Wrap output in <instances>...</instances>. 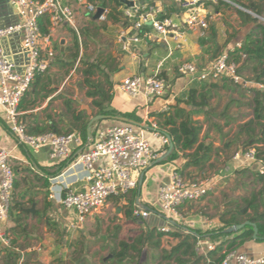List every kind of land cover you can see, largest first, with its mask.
Listing matches in <instances>:
<instances>
[{
    "label": "crops",
    "instance_id": "1",
    "mask_svg": "<svg viewBox=\"0 0 264 264\" xmlns=\"http://www.w3.org/2000/svg\"><path fill=\"white\" fill-rule=\"evenodd\" d=\"M64 1L71 3L77 8L78 19L80 15V6L75 4L74 0ZM153 2L162 10L163 14L172 16L178 23H180L179 10L173 0H154ZM218 5L219 4H215V12H217V15L215 16L209 8L210 13L214 17L209 28L205 31L199 29L189 31L187 34V42L184 47L176 50L171 57L166 59L162 73L168 79L169 86L165 95L162 97L148 100L143 95L131 96L124 92L119 86L121 80L127 76L138 73H154L157 62L168 55L167 48L163 43L158 41L152 27L146 28L145 31L147 37L145 41L137 46L136 53L121 51L114 54V56H116L115 64H117L119 69L113 73H109L110 80L114 83L111 106L120 113L135 112L136 115L142 119L141 122L151 126L153 124L157 125V123H163L165 120V114L174 116L176 115L178 108H183L185 109V117H191L202 126L200 133L201 140L206 133H209L210 137L207 141L213 140L214 147L221 150L223 143L221 142L219 131L212 125L213 120L222 126L223 132L230 133V136L232 137L233 134H236L238 124L246 122L253 116V112H251L246 117L238 118L237 113L242 106L249 105L248 103L251 102L254 94L244 90L246 92L242 95L237 91L239 88H236L235 91L228 89L226 84L228 81L226 79L217 80L212 83L191 81L187 76L179 74L177 70V64L182 61L195 62L201 66L209 65L213 61L214 56L217 55L216 52H218L219 49L227 51L238 43L242 45L247 34L255 28L256 25L254 26L251 22L243 23L241 17L237 13H231V6H219L218 9ZM225 13L231 18H236L235 21L238 25L237 29L239 30L237 37H233L230 31V28L236 24L228 20L224 15ZM18 19V9L14 0H0V26H3L8 22H15ZM69 27L70 26L68 25H57L55 27L49 26L48 35H50L51 43L47 44L44 39L42 40V55L48 60V62H51V59L55 55L48 56V52L50 50L54 52L56 44L63 43V41L68 38L67 36L70 32ZM242 30L245 31L243 32ZM220 39L223 40V44H219V41H221ZM115 42L117 43L116 40ZM3 46L5 52L12 56L17 63L18 68L22 70L28 61V57L27 52L23 47L21 36L19 34H14L4 38ZM61 49L62 50L60 51H63L65 47H61ZM79 56L82 59L85 57L84 47L81 44L79 48ZM89 61L90 60H82L80 62L85 63ZM255 65V63L251 62L248 64V67L251 66L253 70ZM241 68H244L243 70L246 69L244 66ZM254 85L255 83L248 85V87H254ZM257 87L262 88L263 86ZM192 90H196V95H194L196 103L193 104L188 103ZM55 92L57 93L58 91ZM56 93L53 96L50 95L41 105H37L35 108L19 110L21 115L30 112L39 113V118L41 120L46 119L47 123H50L51 120L47 118V115H49L50 111H53L50 114L52 115V119L58 123V127L62 131L66 130V128H68V125L66 124L68 121L67 119L62 118L63 111L59 110L60 107L66 108L64 107V103H58L55 108H52V99L56 96ZM224 97L226 98V103L223 106L220 102L222 99L224 100ZM243 98H245L247 102H243ZM202 101L204 104L200 105L199 103ZM234 109H236V111H233ZM209 116L213 118V120H210ZM227 116L236 117L237 121L227 125ZM62 119L64 121H62ZM176 120L180 122L182 117H176ZM114 121L116 120H103L101 123L93 125L92 132H95L99 127L110 125ZM143 132L144 135L149 138L154 150L157 151L159 156H162L166 151V146L164 147L160 140L153 135L152 130L143 129ZM214 134H216V136ZM242 141H244L243 137L241 142ZM238 147L240 148V146ZM238 147H233L232 149L234 150ZM0 148H7L11 151L12 157L10 163L15 169V180L17 183V186L13 188L16 194L14 199L21 203L20 208L16 207V204L14 207L12 206L13 208L11 207L9 218L3 223V226L9 230L15 227L14 230H16V232L13 234L17 246H0V264H100L99 259L103 250L101 249V252L98 254L94 253L91 255L86 249H84L82 242H80L81 239L79 238L80 230L84 229L87 223H91L88 220L91 216L85 221L83 226L72 228L71 223L74 215L64 207L61 214H56L51 200V186L49 189H46L42 185L40 176L44 175L39 169L37 170L36 166L48 167L49 170L55 171L57 170L59 162H54L51 159L48 148L32 150L19 145L15 136L5 124L1 111ZM219 151L217 153L214 152L210 162L207 163H212L214 165V168L208 169L207 172V179L212 188L202 199L197 201H187L182 204L180 207L182 224L201 230H209L219 227L222 225L219 215L223 213L226 198L243 195L235 192L233 194H228L221 190L222 185H225L226 181L228 183H235L238 180L236 170L242 167L239 166L238 162L233 160V157L230 156L231 154L229 155L228 153ZM76 154L77 153L73 155V160L75 159ZM185 161V157L181 155L178 159L172 162L162 161L159 164L152 165L149 168L142 170L138 177L139 179L142 173L145 172L141 194L137 193L138 191H136L135 194L133 189L124 197H120V199H116V196H112L109 200L118 203L121 205L122 209L125 210L127 208L126 204H128V200L133 199L135 201L133 205L139 204L152 212V215L149 218L143 219L145 220L146 225L157 227L164 225L163 220L153 214L154 211L161 210V203L158 197L159 186L169 179L171 172L175 168L180 172L181 169H183L182 174L187 182L196 181L202 175L197 167L190 166L184 168L183 165L185 164ZM83 176V169L71 166L70 164L57 175L59 182L63 181L71 187H80L84 184ZM223 176L229 178H224L223 180ZM31 180L34 183L33 185H29ZM30 199L33 201L28 202ZM28 206H34L35 211L27 212L26 209L28 208L26 207ZM30 212L31 214H29ZM18 214L22 217V220L20 221L16 219ZM118 217L122 218L119 223L122 225V228L127 226L130 227L129 230L126 231H123L122 229L120 237H124L140 228H144L145 224L127 219L125 214H123V210ZM59 220L64 223V227H67L65 230L67 235L62 239V242L58 240L55 232L57 229L56 224ZM109 232L108 229L106 237L104 238V242L106 243L102 244L103 249L107 243H112V240L110 241ZM125 232L128 233L125 234ZM179 241L178 238L165 237L162 246L163 248H170L172 245L179 243ZM201 241L203 243L211 242L209 239H202ZM13 250L17 252L18 257L16 259H8L7 252ZM237 251H245L253 256H262L264 255V242L249 241ZM154 255H158V252H150L148 250V253L143 255L141 263L145 262L147 257L152 260Z\"/></svg>",
    "mask_w": 264,
    "mask_h": 264
},
{
    "label": "built area",
    "instance_id": "2",
    "mask_svg": "<svg viewBox=\"0 0 264 264\" xmlns=\"http://www.w3.org/2000/svg\"><path fill=\"white\" fill-rule=\"evenodd\" d=\"M133 6L123 3V17L127 21L125 26L117 31L116 41L124 52L136 53L137 46L147 37L146 28L152 27L159 42L167 48L168 55L157 62L152 74H134L123 78L120 88L131 96H145L148 100L165 95L169 81L163 75L166 59L176 50L182 49L187 42L189 31L209 28L213 16L208 6L220 1L234 4L232 0H173L179 10L180 23L172 16L163 14L154 4V0H131ZM19 19L6 26L0 27V111L9 130L15 136L19 145L27 149L38 150L48 148L54 162H61L73 156L70 163L84 170V184L71 187L58 181V177L51 178V197L58 198L63 207L74 215L72 228L83 226L85 221L97 210L103 207L112 196H124L136 189L139 173L154 165L161 156L154 150L143 129L133 124L116 121L110 125L99 127L93 132L88 141L78 132L55 133L47 131L38 135L29 134L25 124L21 121L19 104L30 88L35 76L45 72L49 62L42 55V40L51 43L50 35L43 36L40 30V18L48 16L50 27L68 25L76 28L77 8L64 0H14ZM74 3L84 8L86 17H94L99 5L91 0H74ZM109 9L105 7L98 20H107ZM264 20V18H263ZM19 34L27 52L28 61L24 68H18L11 55L5 52L4 38ZM241 47L237 44L230 50ZM227 50L216 57L209 65L201 66L195 62L182 61L177 64L179 74L187 76L191 81L215 82L222 77L230 78L235 84L246 87L248 81L241 73V61L232 58ZM50 50L48 56H53ZM246 54H242V60ZM82 61V60H81ZM158 129L156 124L152 125ZM161 144H169V138L153 131ZM165 153V152H164ZM11 151L0 148V246H11L12 233L3 226L9 218L12 207V194L15 181V170L10 163ZM233 160L244 167L249 163L258 165L257 170L264 174V164L256 158V148L245 151L239 150ZM207 178H198L187 182L184 176L175 168L169 179L159 186L158 197L161 210L153 214L163 220L161 231L169 232L179 228L182 216L179 207L187 201H197L206 196L210 189ZM152 212L139 205H133L135 218L147 219ZM168 218V219H166ZM197 250L202 253L214 250L213 242L203 243L199 240ZM221 264H264V255L251 256L237 250L228 252Z\"/></svg>",
    "mask_w": 264,
    "mask_h": 264
},
{
    "label": "trees",
    "instance_id": "3",
    "mask_svg": "<svg viewBox=\"0 0 264 264\" xmlns=\"http://www.w3.org/2000/svg\"><path fill=\"white\" fill-rule=\"evenodd\" d=\"M91 1H95L99 6L109 9L107 20H110L113 23H119L123 20V24L127 23L123 17L122 2L120 0ZM233 1L257 15L255 18L245 11L236 10L243 23L250 21L255 23L258 21L257 18H264V0ZM218 4V9L219 6H230V4L223 1H220ZM91 21L98 22L99 20L92 17ZM49 26V18L47 16H42L40 18V30L42 35L49 34ZM80 44L79 37L75 32L74 50L72 54L67 55L68 49L61 51V56H59V58L55 59L53 62H49L48 69L54 64L74 68L76 60L79 56ZM229 54L235 60L241 62L243 61V63L246 64L244 65L246 68L249 63H255L256 65L253 68L255 74L254 81L256 83H263L264 25L257 23L255 28L247 34L241 47L230 50ZM242 54H246L245 60H242ZM115 60L116 56L109 52L106 56L100 54L92 61L83 63L84 66L82 67L77 66L75 69L82 76V80L78 82L79 88L85 89V95L91 99L92 115L104 114L108 116H125L141 122L142 119L138 117L135 112L120 113L111 106L114 83L110 80L109 73H113L119 69L117 64H115ZM243 69H240L241 73ZM47 70L35 76L30 88L27 90L19 104V110L35 108L41 100L47 99L51 93L57 91L56 87L50 86V83H47ZM97 77H99V79H97ZM101 77L105 79L101 80ZM221 79H226L228 81L226 83L228 89H232L233 91H235L236 88L240 89L242 87V85L235 84L228 77H222ZM243 89L247 90L251 94H254L251 102L248 103L252 108L253 116L246 122L238 124L236 134H233L231 137L230 133L223 132L222 126L219 125V123L214 122L213 118L209 116V119L213 120L212 125L215 126L220 133V139L223 143L221 150L214 147L213 140L207 141L210 137L209 133H206L204 138L201 140L200 133L202 126L191 117H185V109L178 108L176 115L174 116L165 114L164 122L157 123V126L160 131L170 134L175 144V148L173 152L165 160H163V162H172L182 155L186 159L185 164L183 165L184 168H188L190 166L197 167L202 174L200 178H208V169H213L214 165L212 163H207L210 162L214 152L217 153L220 150L219 152L222 151L228 153L229 155L231 154L230 156L233 157L239 149L245 151L248 148L255 147L258 162L264 164V90L257 86H246ZM194 95H196V90H192L188 103H196ZM63 103L66 107V112L62 113V118H65L68 121L66 123L68 128L64 131L58 127V123L52 119V115L50 114L47 115V118L51 120L50 123H47L46 119L41 120L39 118V113L35 112L23 113L21 115V121L25 124L29 134L38 135L47 131H52L58 134L78 132L82 136L84 143H86L88 141V121L91 118V115H89L86 110L75 108L73 104L77 102L71 97H65ZM199 104L203 105L204 102L202 101ZM94 109H97L96 113H94ZM176 117H182V120L178 122ZM62 121L64 120L62 119ZM102 121L103 120L97 121L95 124H99ZM236 121L237 118L233 116H227L226 118L227 125ZM244 136L245 139L241 142L242 137ZM238 146H240V148ZM233 147L238 148L233 150ZM165 148L167 150L168 146ZM72 157L73 156L59 162L57 170L55 171L49 170L48 167L39 165L36 166L37 170L39 169L44 175L40 176V180L42 181L44 188L49 189L51 186L50 179L60 174L66 167H68L73 161ZM180 173H183V169H181ZM236 173L238 175L237 181L242 182V185L246 186L249 183H252L254 187L247 194L240 195L239 197L226 198L223 213L219 215L222 225L214 229L201 230L192 228L186 224H181L179 228L169 232L161 231L157 226L146 225L145 220L141 218H134L133 204L135 201L133 199L128 200V204H126L127 208L123 210V214H125L127 219L145 224L144 228H140L139 230H136L129 235H125L124 237H120V233L123 228L122 225L117 224L114 231L109 232L110 241L112 240V243H107L104 246V249H108L109 253L106 256H101L99 263L221 264L228 252L238 250L239 248L245 246L249 241L264 242V174L255 170V168L250 165L239 168L236 170ZM246 178L249 179V182L245 181ZM15 186H17L16 180L14 181V187ZM136 191H138L137 188L134 189L135 194ZM120 197L122 196H116V199H120ZM30 201L33 200H28V202ZM20 205V202L16 203V207L20 208ZM16 219L18 221L22 220L21 215L18 214ZM246 220L256 223L258 228L257 239H254V228L252 225H247L244 229L232 234L224 231L227 227L242 223ZM12 229H10L11 231L9 230L11 233L16 232V230H14L15 227ZM165 237L178 238L180 241L176 245H172L170 248H163V239ZM202 239H209L213 242L216 245L215 249L207 251L206 253L199 252L196 244ZM11 246H17L16 239L11 242ZM148 250L150 252L157 251L158 255H154L152 260L147 257L145 262L141 263L143 255L145 253L147 254ZM7 257L8 259H16L18 255L17 252L13 250L7 252Z\"/></svg>",
    "mask_w": 264,
    "mask_h": 264
},
{
    "label": "rangeland",
    "instance_id": "4",
    "mask_svg": "<svg viewBox=\"0 0 264 264\" xmlns=\"http://www.w3.org/2000/svg\"><path fill=\"white\" fill-rule=\"evenodd\" d=\"M233 1V0H232ZM234 4H230L231 6V13H237L236 10H242L245 11L247 13H249L248 11L245 10V8L243 9V7L241 5H239L238 3H236L235 1H233ZM212 10V14L215 16L217 15L215 12L216 6L215 5H211L208 6V9ZM80 15L77 19V26L76 28L74 27H69L70 28V32L68 34V38L66 40L63 41V43H59L56 44L55 47V51H54V57L51 59V61L53 62L55 59L59 58L60 55V50L61 47L65 49H68L67 55L72 54L73 50H74V33L76 32L79 40L81 42V45L84 47V56L83 59L78 56L75 66L74 68H69V67H65V66H60V65H52V67H50L47 72H46V78H48L47 83H50V86H54L56 87V90L58 91L56 93V96L52 99V108H55V106L58 103H62L65 100V97H71L73 98L77 103H74V107L75 108H82L83 105L87 106L88 108H92L91 107V99L88 98L85 95V89H80L79 88V84L78 82L80 80H82V76L80 75V73L75 69L77 66L82 67L84 66L81 61L82 60H90L92 61L96 56L102 54L103 56H106L107 53H112V54H117V52H121V48L119 46V44H117L115 42L116 40V36H117V31L121 28V26H125V24H123V20H121L119 23H113L110 20H99L98 22H93L92 17H86L85 13H84V8L80 7ZM252 17H255L256 14H252L249 13ZM228 20H230L232 23H235L236 25H233L230 28L231 34L233 37H237L239 30L237 29V22L235 21L236 18L233 17H229L226 13L224 14ZM224 16V17H225ZM235 18V19H234ZM256 18V17H255ZM224 19V18H223ZM258 21L257 22H252L250 21L254 26L257 23H260L262 25H264V20L263 18H257ZM243 32L245 30H242ZM241 36V35H240ZM242 38V37H241ZM221 41H219V44H223V40L220 39ZM63 50V51H64ZM225 51L222 50H218L217 55L214 56V59L216 57H218L220 54H222ZM213 59V60H214ZM246 65L245 63L243 64V61L241 62V67ZM243 74V78L245 80L248 81L249 85L255 83L254 86H263L264 88V80L263 83H258L256 84V82L254 81V77L255 74L252 70V67H247L245 70H243L242 72ZM97 79H99V77H97ZM101 80H104L105 78L101 77ZM244 87L242 86L240 89H238L237 91L240 92L242 95L244 94ZM55 93H51L50 95H55ZM240 94V95H241ZM77 98H79L82 102H79L77 100ZM46 100V99H45ZM45 100H41L38 105H41ZM243 102H247V100L245 98H243ZM226 103V98L224 97V100L222 99L220 104L221 105H225ZM65 107V105H64ZM59 110H62L63 112H66V108L60 107ZM252 108L248 106H242L239 111H238V118L241 117H246L248 114H250L252 111ZM97 109H94V113H96ZM233 111H236V109H234ZM53 111H50L49 114H51ZM116 121L112 122L115 123ZM101 123V122H100ZM95 125V124H94ZM216 136V134H214ZM245 139V136L243 137V140ZM248 165L253 166V168H255V170H257L256 167H258V165L254 164V163H249ZM15 170V169H14ZM16 175V174H15ZM224 178H229V177H224L223 176V180ZM249 179H245L246 182ZM226 184L222 185V191L226 192L228 194H233L235 193H240V194H247L248 192H250L254 185L252 183H249L248 185L244 186L242 185V182L236 181L234 182H225ZM34 183L32 182V180L30 181L29 185H33ZM26 185V184H25ZM28 185V183H27ZM28 185V186H29ZM16 194L15 191L13 189V198H12V203H13V207L16 204L17 200L14 199ZM52 200V204L54 206V209L56 211V214H61L62 209H63V205L61 204L60 200L56 197V198H51ZM15 201V203H14ZM12 207V208H13ZM26 208H31L30 206L26 207ZM37 208V207H35ZM119 210V211H118ZM122 207L121 205H119L118 203L109 200L108 202H106V204L101 207L99 210H97L88 220L91 223H87L86 226L84 227V229L80 230V242H82L84 249H86L88 251V253H90L91 255H93L94 253H99L101 252V249L103 250L101 253V256H106L109 253V250L106 249L104 250L102 247V244L106 243L105 241V237L107 234V230L109 229V231L113 232L114 231V227L120 223V221L122 220V218L118 217V215L122 212ZM31 214V212L29 213ZM214 214V213H213ZM118 217V218H116ZM61 218V216H60ZM64 223H62L60 220L58 221V223L56 224V236L58 237V240L62 242V239L65 237V235H67V232L65 231L67 227L63 226ZM55 226V225H54ZM129 226L124 227L123 231L129 230ZM128 233V232H127ZM125 232V234H127ZM15 240V236L12 232V241ZM17 245V244H16ZM239 252H243L246 253L245 251H239ZM248 254V253H246ZM250 255V254H248ZM253 256V255H251Z\"/></svg>",
    "mask_w": 264,
    "mask_h": 264
},
{
    "label": "water",
    "instance_id": "5",
    "mask_svg": "<svg viewBox=\"0 0 264 264\" xmlns=\"http://www.w3.org/2000/svg\"><path fill=\"white\" fill-rule=\"evenodd\" d=\"M120 1L122 3H124V4H126L127 6H133V1H131V0H120ZM104 9L105 8L103 6H99L97 12L94 15V19L98 20L100 18L101 14L103 13ZM245 10L248 11L249 13L254 14L253 12H251V11H249L247 9H245ZM255 16H257V15H255ZM8 24H10V22L6 23L3 26H6ZM3 26H0V27H3ZM262 89H264V88L262 87ZM77 100L79 102H82L79 98H77ZM81 109L86 110V112L89 115H91V118L88 121V128H87L88 137H91L92 134H93L92 129H93V125L95 124V122L100 121V120H106V119H114L116 121H122V122H125V123H130V124H133V125H135V126H137L139 128L147 129V130H152V131H158V132L166 135L169 138L168 149L165 151V153L161 157H159L154 162V165L159 164L160 162H162L163 160H165L173 152V150L175 148V144H174L173 139H172V137L170 136L169 133L162 132L159 129H155L153 126H151L149 124H146L144 122L135 121V120H133L131 118H128V117H125V116H108V115H104V114L92 115V110L90 108H88L87 106H85V105H83ZM144 174H145V172H143L142 175H141V177L139 178V182H138V193L139 194H141V189H142ZM26 211L27 212H29V211H35L34 206H32L31 208L26 209ZM166 219H168V218H166ZM247 225H252L253 226V228H254V239H257L258 238V228H257V225H256V223L251 222L250 220H246V221H244L242 223L234 224L232 226H229L224 231L226 233L232 234V233H235V232H238V231L244 229Z\"/></svg>",
    "mask_w": 264,
    "mask_h": 264
}]
</instances>
